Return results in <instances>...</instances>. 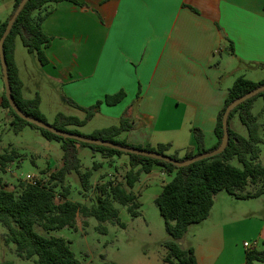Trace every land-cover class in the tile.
Wrapping results in <instances>:
<instances>
[{"label":"crops","instance_id":"0c3cea01","mask_svg":"<svg viewBox=\"0 0 264 264\" xmlns=\"http://www.w3.org/2000/svg\"><path fill=\"white\" fill-rule=\"evenodd\" d=\"M74 1L52 5V13L43 22V32L52 39L45 50L46 65L16 41L23 95L26 99L41 97V111L49 123L60 113L82 120L85 112L71 102L89 108L124 92L122 102L104 103L93 119L101 117L119 125L128 113L135 128L123 134L122 140L142 147L170 144V151L185 156L188 151L197 152L194 129L202 131L207 149L217 144L218 114L239 77L256 83L264 80V0ZM13 8L14 2L0 7V25ZM0 76V114L11 125L12 117L1 105L5 93L1 68ZM43 84L48 94L42 91ZM36 134L42 138L41 145L52 146L41 133ZM4 151L17 154L15 162L2 171L9 174L20 165L22 156L12 146ZM105 160L94 162L99 165L94 179L108 167ZM61 166L62 162L40 170V175ZM165 176L173 175L156 167L143 179L151 180L147 190L163 183L156 187L155 199L168 183ZM249 201L253 203H245ZM240 202L251 215L244 213ZM263 205L264 195L237 200L221 191L209 218L191 225L179 245L185 250L193 248L198 264H245V243H256L254 247L264 251ZM161 262L167 264L164 258ZM132 264L160 263L144 253Z\"/></svg>","mask_w":264,"mask_h":264},{"label":"trees","instance_id":"16d2710c","mask_svg":"<svg viewBox=\"0 0 264 264\" xmlns=\"http://www.w3.org/2000/svg\"><path fill=\"white\" fill-rule=\"evenodd\" d=\"M22 1L14 0L12 14L0 25V40L9 20ZM60 1L62 0H28L5 41L4 51L12 97L19 109L25 115L49 124L62 132L131 149L155 152L183 162L218 149L224 138L223 118L227 107L235 100L264 86V80L256 83L243 76L239 77L229 89L225 105L218 114L215 126L217 144L207 149L202 131L194 129L197 152L188 151L182 158L179 157V151L168 154L171 150L170 144L142 147L131 145L126 140H119V137L135 128L134 121L128 113L123 115L119 125L96 130L90 135H83L76 129L84 127L88 121L93 119L104 103L115 106L122 102L125 98L124 92L107 96L104 101H99L89 108H81L71 102L73 106L85 112L84 120L60 113L53 123H49L41 111V97L36 95L33 99H26L23 95V82L19 76L15 50L16 41L20 39L27 51L35 54L42 65L48 63L45 50L51 45L52 39L43 32L42 25L52 13V5ZM0 68L3 75L1 59ZM259 98L264 101V92L240 104L231 112L228 127L229 142L224 152L179 168L157 159L66 139L39 128L20 118L12 109L4 93L1 105L12 117L11 127L15 134H20L27 127L37 130L47 141L60 143L63 151L62 166L52 173L50 178L40 179L36 184L19 181L16 191H11L6 185L0 184V224L6 229V242L16 246V254L20 259L33 261L34 264H83L75 256L69 241L51 236L50 233L66 228L76 229V219L80 215L85 219L95 218L99 222L98 230L107 234L108 229L105 226L107 223L124 226L116 204L126 208L133 219L141 217L142 204L134 188L143 174H149L154 168L161 167L167 174L173 175L172 180L163 187L162 192L154 201L164 221L165 230L170 236V239L163 244L166 249L164 262L167 264H198L194 249H182L179 241L184 238L191 225L202 223L209 218L215 203V196L221 191L227 192L237 200L257 199L264 195V167L258 163L264 139L261 135L262 126L259 117L253 113L255 102ZM236 115L246 127L247 137L231 128V121ZM79 146L90 148L107 159L125 155L129 157L130 169L124 181H108L99 186L96 189L99 195L92 206L69 200L71 186L67 184L68 177L73 173L76 174L81 182L82 193L88 197L94 189L92 179L99 166L95 164L92 169L83 171L79 158ZM16 158L17 154L14 151L0 152V170L4 172L9 164L15 162ZM234 160L238 161L241 168L232 164ZM250 187L251 190H249ZM84 224L87 225V222ZM37 227L48 233V236L39 234L36 231ZM255 262L264 263V251L253 247L246 252L245 264ZM2 264L14 263L6 261ZM103 264L117 263L105 261Z\"/></svg>","mask_w":264,"mask_h":264},{"label":"rangeland","instance_id":"374dc122","mask_svg":"<svg viewBox=\"0 0 264 264\" xmlns=\"http://www.w3.org/2000/svg\"><path fill=\"white\" fill-rule=\"evenodd\" d=\"M14 0H0V7L12 5ZM18 43H21L20 39H17ZM23 49H26L21 43ZM26 51V50H25ZM259 77V76H258ZM3 89V81L0 76V90ZM42 91L46 92V87L42 85ZM48 94V91L46 92ZM264 101L259 98L254 105L253 113L259 117L261 124V135L264 139ZM86 118V114H83V119ZM92 120V119H91ZM6 119L0 114V152L9 146L14 147L19 151L22 156L20 165H15L12 173L5 174L0 170V184L6 185L11 191H16L19 181H26L28 176H34L36 179L50 178V169L45 171V174L40 175V170L46 168H52L61 164L63 156L61 144L58 142H52L50 148L41 145L40 132H33L27 128L26 132L15 134L11 125L5 124ZM116 126L113 121L105 120L101 117H96L91 122L88 121L84 127L76 128L83 135L90 134L92 131L101 130L104 128H110ZM232 129L238 134L247 137L248 131L246 127L240 122L238 115L231 121ZM71 129H74L71 127ZM32 131V132H31ZM122 140L121 137L118 138ZM80 148V146H79ZM262 153L258 161L264 167V144L261 146ZM168 154H174V151H169ZM180 154V152H179ZM103 156V155H102ZM95 155L90 148H80L79 158L82 162V169L86 171L93 167L94 162L101 164L102 157ZM184 155H179L182 158ZM102 157V158H101ZM106 159L103 164H107L102 173L99 171L97 176L95 173L94 189L85 197L82 193V186L80 179L76 174H71L68 177V182L71 186V195L69 200L74 202H84L88 206H92L99 195V191L96 190L99 186L108 181H124L126 173L130 169L129 157L127 155L122 157H115L113 159ZM110 164V165H109ZM232 164L238 168L241 165L237 160H234ZM146 174H143L140 181L134 188V192L137 196H141L139 201L143 205L141 208L142 216L133 219L127 212L126 208L117 205L116 207L120 211V220L124 226L117 224L113 225L107 223L108 232L103 234L98 230L99 222L95 218L85 219L78 215L76 221V229H63L61 231L51 232V236L64 238L71 243V248L77 257L83 264H103L105 261L115 262L117 264H132L142 258L144 253L149 254L154 261L161 264L162 259L166 256V249L163 244L165 240H169L170 236L165 230L164 221L160 215L158 207L155 205V194L157 193V186H162L160 181L152 186V189L147 190L150 185L149 179L143 182ZM167 182H170L173 178L165 176ZM251 190V187L249 188ZM239 205H244V213L247 214L248 207L240 202ZM245 203H253L252 201ZM264 207V205H263ZM263 212V211H262ZM249 213V212H248ZM245 214V215H246ZM251 215V213L247 214ZM87 222V225L84 224ZM36 231L43 235L48 236L44 230L36 228ZM263 245V244H261ZM258 249H261L262 246ZM13 262L14 264H34L33 261H27L20 259L16 254V246L12 243L6 242V229L0 224V264L3 262Z\"/></svg>","mask_w":264,"mask_h":264},{"label":"water","instance_id":"95a60500","mask_svg":"<svg viewBox=\"0 0 264 264\" xmlns=\"http://www.w3.org/2000/svg\"><path fill=\"white\" fill-rule=\"evenodd\" d=\"M28 2V0H23L21 2V4L19 5V7L17 8L16 12L14 13V15L12 16V18L9 20L7 28L0 40V59H1V64H2V69H3V79H4V86H5V94H6V98L8 100V102L10 103L12 109L15 111V113L22 118L23 120L27 121L30 124L36 125L39 128L48 130L58 136H61L63 138L66 139H74L76 141L82 142V143H87V144H91V145H98V146H104V147H109L115 150H119L128 154H134V155H138V156H144V157H149V158H153V159H157L160 161H164L167 163H171L179 168L182 167H186L189 166L195 162H198L200 160H204V159H208L211 157H214L216 155L221 154L222 152L225 151V149L227 148L228 142H229V133H228V127H229V117L231 112L238 107L240 104L244 103L245 101L255 97L256 95H258L259 93L264 92V86L259 87L258 89L244 95L243 97L235 100L233 103H231L224 114V118H223V130H224V138L222 141L221 146L209 153L197 156L193 159L187 160V161H183V162H179V161H175L174 159H172L170 156L167 155H161L159 153H155V152H150V151H144V150H137V149H131V148H127V147H123L114 143H110V142H106V141H102V140H95V139H91V138H87L84 136H77V135H73L67 132H62L58 129H55L54 127H52L49 124L43 123L39 120L33 119L27 115H25L17 106V104L15 103L13 97H12V91H11V87H10V83H9V77H8V70H7V63H6V56H5V51H4V44L5 41L7 39V37L9 36L12 27L17 19V17L20 15V13L22 12V10L24 9L26 3Z\"/></svg>","mask_w":264,"mask_h":264},{"label":"built area","instance_id":"2783aa9c","mask_svg":"<svg viewBox=\"0 0 264 264\" xmlns=\"http://www.w3.org/2000/svg\"><path fill=\"white\" fill-rule=\"evenodd\" d=\"M39 181V179H36L34 176H28L26 179V182L36 184V182ZM256 245V243H245L244 247L247 249L253 248Z\"/></svg>","mask_w":264,"mask_h":264}]
</instances>
